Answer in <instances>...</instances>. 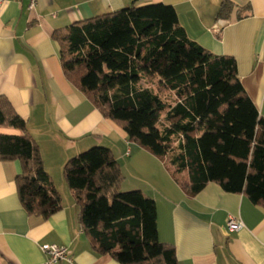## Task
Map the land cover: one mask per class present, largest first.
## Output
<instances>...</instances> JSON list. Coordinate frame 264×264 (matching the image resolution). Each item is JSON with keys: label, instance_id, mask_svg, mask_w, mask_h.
<instances>
[{"label": "trees", "instance_id": "1", "mask_svg": "<svg viewBox=\"0 0 264 264\" xmlns=\"http://www.w3.org/2000/svg\"><path fill=\"white\" fill-rule=\"evenodd\" d=\"M223 1L218 16L230 14ZM67 78L129 140L186 172L190 194L216 182L264 207V115L245 90L237 61L191 39L176 9L130 5L56 31ZM156 82L154 86L142 80ZM0 161L20 160L18 193L29 214L49 217L62 197L45 168L26 121L0 96ZM80 207V222L96 251L120 264H179L175 246L160 241L155 200L122 191L124 174L113 151L93 146L64 165Z\"/></svg>", "mask_w": 264, "mask_h": 264}, {"label": "crops", "instance_id": "2", "mask_svg": "<svg viewBox=\"0 0 264 264\" xmlns=\"http://www.w3.org/2000/svg\"><path fill=\"white\" fill-rule=\"evenodd\" d=\"M223 1L232 10L219 17ZM151 3L174 6L191 39L215 55L234 57L245 90L264 115V0H37L32 8L29 0H8L0 11V96L10 100L38 142L62 208L47 218L29 214L16 182L21 161H0V264H45V243L68 247L73 262L60 264H120L93 247L63 174L71 157L97 145L113 151L124 174L123 191L141 190L155 200L159 239L175 246L179 264H264V207L216 182L187 192L186 172L174 175L163 158L129 140L123 126L64 72L56 31ZM230 217L244 226L229 231Z\"/></svg>", "mask_w": 264, "mask_h": 264}, {"label": "built area", "instance_id": "3", "mask_svg": "<svg viewBox=\"0 0 264 264\" xmlns=\"http://www.w3.org/2000/svg\"><path fill=\"white\" fill-rule=\"evenodd\" d=\"M8 0H0V11L7 3ZM30 7L36 5L37 0H29ZM229 231H238L244 226V223L241 219L236 217H230L227 222ZM42 250L46 253L47 258L45 264H60L63 260H66L70 263L73 262V259L69 253V249L65 245H59L56 243H45L41 246Z\"/></svg>", "mask_w": 264, "mask_h": 264}, {"label": "rangeland", "instance_id": "4", "mask_svg": "<svg viewBox=\"0 0 264 264\" xmlns=\"http://www.w3.org/2000/svg\"><path fill=\"white\" fill-rule=\"evenodd\" d=\"M141 84H142V85H151V86H154V88H156V86H155L156 82H153V81L151 82V81H148V80H145V79H144V80L141 81ZM73 85H74V84H73ZM164 162H165V160H164ZM167 166H168V165H167ZM122 191H123V190H122Z\"/></svg>", "mask_w": 264, "mask_h": 264}]
</instances>
